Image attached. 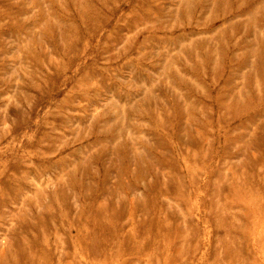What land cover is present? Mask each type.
I'll use <instances>...</instances> for the list:
<instances>
[{
  "label": "rangeland",
  "instance_id": "1",
  "mask_svg": "<svg viewBox=\"0 0 264 264\" xmlns=\"http://www.w3.org/2000/svg\"><path fill=\"white\" fill-rule=\"evenodd\" d=\"M0 264H264V0H0Z\"/></svg>",
  "mask_w": 264,
  "mask_h": 264
}]
</instances>
